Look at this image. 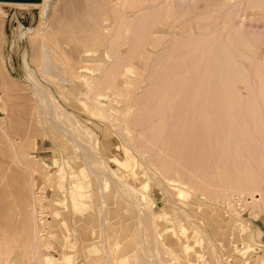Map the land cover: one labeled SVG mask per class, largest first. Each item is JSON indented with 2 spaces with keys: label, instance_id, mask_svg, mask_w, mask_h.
<instances>
[{
  "label": "rangeland",
  "instance_id": "obj_1",
  "mask_svg": "<svg viewBox=\"0 0 264 264\" xmlns=\"http://www.w3.org/2000/svg\"><path fill=\"white\" fill-rule=\"evenodd\" d=\"M50 1L66 24L46 53L32 31L12 35L36 31L38 8L0 2V264H264V0H134L135 13L126 0ZM122 11L130 29L110 48L102 34ZM130 45L134 71L118 89L62 63L110 68V51L124 58ZM241 174L262 181V200L232 183Z\"/></svg>",
  "mask_w": 264,
  "mask_h": 264
},
{
  "label": "bare ground",
  "instance_id": "obj_2",
  "mask_svg": "<svg viewBox=\"0 0 264 264\" xmlns=\"http://www.w3.org/2000/svg\"><path fill=\"white\" fill-rule=\"evenodd\" d=\"M82 1V0H81ZM0 2H2L4 5L5 4H8V5H15V6H17V7H20V8H22V7H25V8H38V12H37V10H36V12H37V16L39 17L38 19H40V24L38 25V28L36 29V31H35V29H33L32 30V27H29V28H27V29H21L20 31H13V30H11V29H13V26H11L10 27V30H11V32L13 31V36H16V37H18V39L19 40H22L23 41V38H22V36H23V34L24 33H26V32H29V31H32L33 33H32V35H31V37H33V38H35V37H38L39 38V42L41 43V45H42V48L44 49V52L46 51V44L48 43L46 40H48V39H51V38H57L58 36H60V37H62V32H63V28L65 27V20H63V17H62V15L61 16H58L57 15V17H54L53 18V16H50V15H48V10L50 9V7H51V1L50 0H37V1H18V0H0ZM126 2L128 3V6H125V8H128L129 10H130V12L131 13H135V11L134 10H136L137 8H138V6H136L135 7V1L134 0H126ZM144 3V2H143ZM142 3V4H143ZM203 4V3H202ZM54 5V4H53ZM190 6V5H189ZM191 6H193L192 4H191ZM197 6V5H196ZM80 6L78 5V8H79ZM90 7V6H89ZM54 7L52 6V9H53ZM64 8V7H63ZM66 8V7H65ZM78 8H76V9H78ZM124 8V9H125ZM190 8V7H189ZM89 9H91V8H89ZM192 9V8H191ZM194 9V8H193ZM193 9L191 10V11H193ZM29 10V9H28ZM27 10V11H28ZM80 10V9H79ZM184 10V9H183ZM51 11H53V10H51ZM67 11V10H66ZM137 11V10H136ZM195 11V10H194ZM61 12L62 13H67V12H65V10H61ZM127 12H129V11H127ZM129 12V13H130ZM51 14V13H50ZM68 14V13H67ZM125 14L126 13H124V11H122V12H120L119 14L117 13V18H116V22H115V25H113V27L112 28H110V30H109V32L107 33V35H104V32L105 31H103V34H102V37L103 38H105V36H106V39H105V41L103 40V42H105L106 44H107V42H106V40L108 41V39H111L109 42H108V44H109V46H110V48H114L113 46H115V43H113L114 41H115V39L117 40L118 38L119 39H122V37H121V28H123V30H128V29H130V26H128V25H125V23L127 22L126 20V17H125ZM203 14V13H202ZM127 15H130V14H127ZM32 15H30V17H31ZM68 16V15H67ZM31 20H32V18H31ZM34 20V19H33ZM33 20H32V22H33ZM31 22V24H33ZM11 23V22H10ZM19 24V23H18ZM21 26V25H20ZM34 26V25H33ZM93 26V25H92ZM19 27V26H18ZM37 27V26H36ZM171 27H173V26H171ZM14 29H15V27H14ZM19 29V28H18ZM141 30H142V28H141ZM192 31V30H191ZM151 34V33H150ZM150 34H149V36H150ZM193 34V33H192ZM207 34V33H206ZM191 35V34H190ZM192 36V35H191ZM43 37H46V39L44 40V39H42ZM121 37V38H120ZM26 38V37H25ZM155 38V37H154ZM188 38H190V36L188 37ZM27 39V38H26ZM42 39V40H41ZM38 40V39H37ZM36 40V41H37ZM41 40V41H40ZM61 40H63V41H66V40H64V39H61ZM148 42H147V44H150V45H153L154 44V42L156 41V39H153V40H151V39H149L148 38ZM155 40V41H154ZM26 41V40H25ZM28 42V41H27ZM26 42V43H27ZM31 42V41H30ZM35 42V41H34ZM102 42V43H103ZM100 43V42H99ZM105 43L103 44V48H104V45H105ZM179 43V42H178ZM27 44H30V43H27ZM32 44V43H31ZM53 44V43H52ZM114 44V45H113ZM123 43L121 42V41H119L118 43H117V47L118 46H121ZM229 44V43H228ZM33 45V44H32ZM31 45V46H32ZM54 45V44H53ZM178 45V44H177ZM55 46V45H54ZM78 46V45H77ZM76 46V47H77ZM29 47V46H28ZM25 48H26V45H25ZM68 49V48H67ZM73 49V48H72ZM123 49V48H122ZM146 49V48H145ZM200 50V49H199ZM25 51V50H24ZM132 51H133V46H131L130 45V48L128 49V52H127V55H126V57H122L121 58V55H123V54H121V55H119V48H116L115 49V51L113 50V51H110L111 53H113L114 54V64L112 63V67H110L109 68V66L107 67L106 65H104V64H97L96 66H94L93 68H91V63H90V67H85V65H82L81 64V66H80V64L78 63H76V65L75 66H73V62H71L70 60H68V59H65L64 61L62 60V63L63 64H66L67 66H69L70 68H67L68 70H73L72 72L74 73L75 71H74V69H76V73L78 72V70L79 69H82V68H87L88 70H91V71H96V72H98L99 74H101V75H112V80H113V83H115V84H117L116 86H115V88L116 89H118L119 88V86H124V85H126V82H127V75H128V73H131V72H133L134 71V60H133V53H132ZM33 52V51H32ZM47 52V51H46ZM45 52V53H46ZM52 52V51H51ZM178 52H180V51H178ZM197 52H199V51H197ZM71 53V52H70ZM121 53V52H120ZM24 54H26L25 52H24ZM51 55H48V54H46V57H45V60L44 61H46V65L50 68V71H53L52 69H55V70H57V69H59L60 70V65L59 64H57V62H55L53 59H55V57L54 56H52L53 54L52 53H50ZM58 54V53H57ZM91 54H93V53H91ZM192 55V54H191ZM26 56V55H25ZM196 56V55H195ZM3 57V56H2ZM96 57V56H95ZM188 58V57H187ZM64 59V58H63ZM96 59V58H95ZM94 59V60H95ZM98 59V58H97ZM79 62H80V60H79ZM98 62V61H97ZM96 62V63H97ZM108 62V61H107ZM95 63V64H96ZM189 63H191V62H189ZM8 64V63H7ZM188 65V64H187ZM187 65H185V66H187ZM12 66V65H11ZM18 66V65H17ZM46 66V67H47ZM136 66V65H135ZM2 67V66H1ZM184 67V66H183ZM20 68H22V67H20ZM20 68H18V70H15V68L13 67V68H11V71H13V72H15L19 77H24V71L22 70V69H20ZM3 69V68H2ZM17 69V68H16ZM184 69H185V67H184ZM183 69V70H184ZM187 69V68H186ZM1 70V69H0ZM157 70V69H156ZM166 70V69H165ZM164 70V71H165ZM196 70H198L199 71V69H196ZM11 71H9V72H11ZM21 71H23V72H21ZM62 71H63V69H62ZM61 71V72H62ZM150 71H152V69L150 70ZM163 71V72H164ZM209 71V70H208ZM3 73H4V71H2ZM2 72H1V76H2ZM138 71H136V73H137ZM76 73H74V74H76ZM79 73H81V72H79ZM78 73V74H79ZM139 73V72H138ZM137 73V74H138ZM145 73V72H144ZM159 73H160V71H159ZM11 74V73H10ZM133 74V73H132ZM139 74H141V72L139 73ZM170 74V73H169ZM168 74V75H169ZM172 74V73H171ZM83 75V74H82ZM84 75H86V74H84ZM88 75V74H87ZM193 75V74H192ZM191 75V76H192ZM11 76H12V74H11ZM100 76V75H99ZM197 76V75H196ZM164 77V76H163ZM7 78H8V76H7ZM98 77H88V78H86V80H87V85H86V89H85V91L83 92V95L84 96H86L87 98H91L92 96H93V94H95V91H97V89H100V87H99V85H98V79H97ZM129 78V77H128ZM190 78V77H189ZM0 79H1V77H0ZM159 79V78H158ZM27 80V79H26ZM118 80H120L121 81V83H119L118 82ZM164 80V79H163ZM0 81H2V80H0ZM9 81V80H8ZM155 81V80H154ZM157 81H159V80H157ZM165 81V80H164ZM24 82V81H23ZM28 82V81H27ZM160 82H161V80H160ZM191 82H192V79H191ZM29 83V82H28ZM6 84V83H5ZM158 84V83H157ZM162 84H165V83H162ZM162 84H160V85H162ZM183 84V83H182ZM189 84V83H188ZM191 84V83H190ZM193 85H194V82H193ZM191 86L190 85V88L191 87H194V86ZM2 86V85H1ZM16 86V85H15ZM18 86V85H17ZM16 86V87H17ZM32 86L34 87V88H36V86H37V84L35 83V82H32ZM50 86V85H49ZM260 86H261V88H264V83H262V84H260ZM3 87L5 88L6 87V85L4 86V84H3ZM13 87H14V85H13ZM23 87V86H22ZM256 87H257V84H256ZM4 88H1V91L2 92H5V89ZM3 89V90H2ZM16 89V88H15ZM218 89V88H217ZM10 91H11V89H9ZM9 90H8V92H9ZM38 90V89H37ZM187 90V89H186ZM234 91V90H233ZM194 92V91H193ZM198 92V91H197ZM216 92V91H215ZM17 93V92H16ZM152 93V92H151ZM153 93H155V92H153ZM204 93V92H203ZM6 94V93H5ZM196 94V93H195ZM233 94V93H232ZM2 95H4L3 93H2ZM193 95V94H192ZM216 95V94H215ZM196 96H197V94H196ZM6 97V96H5ZM217 98V97H216ZM182 99V98H181ZM194 99V98H193ZM221 99V98H220ZM146 100V99H145ZM215 100V99H214ZM222 100V99H221ZM199 101V100H198ZM19 102V101H18ZM200 102V101H199ZM237 102V101H236ZM144 103V102H143ZM153 103V102H152ZM219 103V102H218ZM96 104H101V101H99V100H96ZM184 105V104H183ZM216 105V104H215ZM236 105H237V103H236ZM253 105H255V104H253ZM144 106V105H143ZM200 106V105H199ZM218 106V105H217ZM198 107V106H197ZM215 107V106H214ZM218 107H220V106H218ZM237 107V106H236ZM175 108V107H174ZM195 108V107H194ZM199 108V107H198ZM212 108V107H211ZM240 108V107H239ZM202 109H203V107H202ZM208 109V108H207ZM224 109V108H223ZM238 108H236V110H237ZM178 110V109H177ZM204 110V109H203ZM203 110H202V112H203ZM219 110V109H218ZM239 110V109H238ZM237 110V111H238ZM241 110V109H240ZM239 110V111H240ZM227 111V110H226ZM214 112H215V110H214ZM245 112H246V110H245ZM173 113V112H172ZM177 113H179V111L177 112ZM177 113H176V115H177ZM240 113V112H239ZM190 114V113H189ZM207 114V113H206ZM246 114V113H245ZM211 115V114H210ZM223 115H225V114H223ZM222 115V116H223ZM19 116V115H18ZM239 118H241L242 116H241V114H239ZM245 116V115H244ZM141 117V116H140ZM224 117V116H223ZM190 118V117H189ZM204 118V117H203ZM212 118V117H211ZM250 118V117H249ZM248 118V119H249ZM191 119V118H190ZM209 119V118H208ZM215 119V118H214ZM225 119V118H224ZM242 120H243V118H241ZM188 120V119H187ZM192 120H193V118H192ZM239 120V119H238ZM133 121V120H132ZM190 121V120H189ZM188 121V122H189ZM221 121V120H220ZM249 121H250V119H249ZM195 122H196V120H195ZM203 124H204V119H203ZM224 122H226V120L224 121ZM240 122V121H239ZM187 124V123H186ZM194 124H196V123H194ZM206 124V123H205ZM143 125V124H142ZM210 125V124H209ZM208 125V126H209ZM190 126H192V125H190ZM195 126V125H194ZM232 126V125H231ZM33 127V126H32ZM196 127V126H195ZM198 128H201V127H199V126H197ZM224 127H225V124H224ZM1 128V127H0ZM198 128H196V129H198ZM210 128H211V126H210ZM239 128V127H238ZM187 129V128H186ZM215 129V128H214ZM199 130V129H198ZM5 131V130H4ZM185 131V130H184ZM189 131V130H188ZM201 132H202V129H201ZM213 132V131H212ZM212 132H211V130H209L208 129V127L204 130V133H202V134H204V136H206L207 138H211L212 139V137H213V135H214V132H213V134H212ZM184 134V133H183ZM201 134V135H202ZM180 135H182V134H180ZM223 135V134H222ZM221 135V136H222ZM235 135V134H234ZM7 136V135H6ZM200 138V137H199ZM204 138V137H203ZM222 138V137H221ZM9 139V138H8ZM192 139V138H191ZM191 139H190V142L189 143H191ZM231 139V138H230ZM193 140V139H192ZM235 140V139H234ZM185 142V141H184ZM187 142V143H188ZM206 143H207V141H205ZM11 143V142H10ZM187 144V145H189V146H191L192 145V143L191 144ZM204 143V142H203ZM256 143V142H255ZM12 144V143H11ZM25 144V143H24ZM201 144V143H200ZM208 144V143H207ZM206 144V145H207ZM262 144V143H261ZM26 145V144H25ZM193 145H195V144H193ZM211 145V144H210ZM219 146H220V144H218ZM256 145H257V143H256ZM15 146H16V144H15ZM18 146V145H17ZM196 146V145H195ZM195 146H193V148L195 147ZM208 146V145H207ZM19 147V146H18ZM31 147V146H30ZM209 147V146H208ZM183 148V147H182ZM193 148H192V150H193ZM210 148H211V146H210ZM253 148V147H252ZM20 149V148H19ZM180 149V148H179ZM206 149V148H205ZM257 149V148H256ZM260 149V148H259ZM7 150V149H6ZM212 150V149H211ZM258 150V149H257ZM82 151H84V153H85V155H89L91 152H90V150L88 149V146L87 145H82ZM162 151V150H161ZM179 151V150H178ZM177 151V152H178ZM210 151V150H209ZM252 151H253V149H252ZM22 152V151H21ZM191 152V151H190ZM202 152V151H201ZM214 152V151H213ZM227 152V151H226ZM254 152V151H253ZM194 153V152H193ZM230 153V152H229ZM166 154V153H165ZM254 154V153H253ZM259 154V153H258ZM176 155V154H175ZM179 155H181V154H179ZM183 155V154H182ZM194 155V154H193ZM255 155V154H254ZM176 156H178V155H176ZM233 156H234V154H233ZM127 157V156H126ZM178 157H180V156H178ZM211 157H213V155L211 156ZM255 157V156H254ZM189 158V157H188ZM200 158H201V156H200ZM199 158V160H201ZM255 158H257V157H255ZM125 160V159H124ZM178 160H180L179 158H178ZM184 160V159H183ZM3 161V160H2ZM43 161V160H42ZM120 161V160H119ZM176 161V160H175ZM189 161V160H188ZM213 161H214V159H213ZM181 162V161H180ZM198 162V161H197ZM242 162V161H241ZM254 162H256V161H254ZM43 163H44V161H43ZM177 163V162H176ZM196 163V162H195ZM205 163H206V161H205ZM211 163V165H209V166H211L212 168H214L215 167V165H214V167H213V162H210ZM123 164V163H122ZM166 164V163H165ZM247 164H248V162H247ZM168 165V164H167ZM180 165H182V164H180ZM232 165V164H231ZM242 165V164H241ZM122 166V165H121ZM184 166V165H183ZM195 166V165H194ZM208 166V167H209ZM52 167V166H51ZM207 167V168H208ZM211 167H209V169L211 168ZM211 168V169H212ZM233 168V167H232ZM263 168V167H262ZM167 169H168V167H167ZM182 169V168H181ZM3 170V169H2ZM93 170V169H92ZM183 171H184V169H183ZM236 171V170H235ZM234 171V172H235ZM253 171V170H252ZM254 172V171H253ZM3 173H5L4 171L1 173L2 175H4ZM168 173V172H167ZM174 174V173H173ZM182 174V173H181ZM192 174V173H191ZM190 175V174H189ZM217 175V174H216ZM215 174L213 175V178L214 179H216L215 177H217ZM224 175V174H223ZM234 175V174H233ZM170 176V175H169ZM227 177V176H226ZM234 177V176H233ZM195 178H197V177H195ZM219 178V177H218ZM200 180V179H199ZM219 180H220V178H219ZM227 180V179H226ZM34 182V181H33ZM31 184H32V180H31V182H30ZM232 183L234 184V185H236L238 188H246V187H249V186H252V187H255L254 189V192L255 193H253V195H251V199L253 200L254 199V201L255 200H260L261 198H262V192H261V190L260 189H256L257 188V185L258 186H260L261 184H262V181L260 180V179H258V178H256L254 175H250V174H244V175H237L236 176V178L232 181ZM213 184V183H212ZM5 185V184H4ZM73 185V184H72ZM30 186V185H29ZM33 186V185H32ZM77 186V185H76ZM18 187H19V185H18ZM211 187H213V186H211ZM34 188V187H33ZM5 189V188H4ZM224 189V188H223ZM226 189V188H225ZM233 189V188H232ZM262 189V188H261ZM2 190V189H1ZM0 190V191H1ZM233 190H235V189H233ZM236 190H238V189H236ZM28 191H29V188H28ZM206 191H208V190H206ZM243 191H246V190H243ZM187 192V191H186ZM242 192V191H241ZM8 193V192H7ZM81 193H82V191H78L77 193H76V197H77V199H78V203H77V207H80V208H83L84 207V205H86V203L84 202V200H83V198H81ZM186 194V193H185ZM242 194V193H241ZM185 197V196H184ZM4 198V197H3ZM3 198L1 199L2 201H4L3 200ZM19 198V197H18ZM23 198V197H22ZM32 201L34 202V204H33V206L35 205V203L37 202V198H36V196H35V194H34V192L32 193ZM239 199V198H238ZM0 200V201H1ZM247 200V199H246ZM250 200V199H249ZM262 200V199H261ZM7 201V200H6ZM250 202H251V200H250ZM74 203H75V201H74ZM8 201H7V203H5V202H2V204H1V206L0 207H2V214L4 215V217L7 215V211H8ZM37 204V203H36ZM19 205H20V203H19ZM64 207V206H63ZM19 208V207H18ZM22 211V210H21ZM9 212V211H8ZM33 213V212H32ZM32 215V214H31ZM20 217V216H19ZM18 218V217H17ZM84 218V221L86 222L88 219L87 218H85V217H83ZM82 218V219H83ZM25 219V222H27V219H26V217L24 218ZM33 220V219H32ZM39 221V220H38ZM152 222H154V221H152ZM35 223V222H34ZM155 223V222H154ZM11 224V223H10ZM29 225H31V224H29ZM33 225V224H32ZM8 226H9V224H8ZM155 226V225H154ZM32 227H34V229H35V231H37V229H36V226H35V224L32 226ZM40 229V228H39ZM26 232V231H25ZM36 233V232H35ZM39 234H40V232H39ZM230 234H231V232L229 233V239H228V241H226V244H225V248H228V249H230L231 247H232V244H231V237H230ZM34 235V237H33V239L34 240H36L37 239V235H35V234H33ZM219 242V241H218ZM228 242V243H227ZM39 243V242H38ZM33 248V247H32ZM244 248H246V247H244ZM47 249V248H46ZM244 252H246V250L244 251ZM248 253V252H247ZM70 258V257H69ZM68 258V259H69ZM67 259V260H68ZM71 259V258H70ZM253 263V262H252ZM224 264V263H223Z\"/></svg>",
  "mask_w": 264,
  "mask_h": 264
},
{
  "label": "built area",
  "instance_id": "obj_3",
  "mask_svg": "<svg viewBox=\"0 0 264 264\" xmlns=\"http://www.w3.org/2000/svg\"><path fill=\"white\" fill-rule=\"evenodd\" d=\"M224 257H225V259H226V264H229V263L234 264V263H233V262H234V258L229 257L228 254H226Z\"/></svg>",
  "mask_w": 264,
  "mask_h": 264
},
{
  "label": "water",
  "instance_id": "obj_4",
  "mask_svg": "<svg viewBox=\"0 0 264 264\" xmlns=\"http://www.w3.org/2000/svg\"><path fill=\"white\" fill-rule=\"evenodd\" d=\"M18 1H37V0H18Z\"/></svg>",
  "mask_w": 264,
  "mask_h": 264
}]
</instances>
